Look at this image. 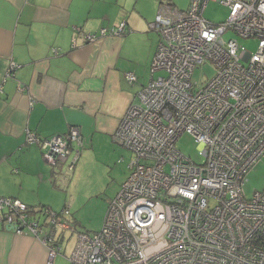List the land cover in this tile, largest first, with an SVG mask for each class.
I'll return each instance as SVG.
<instances>
[{
  "label": "built area",
  "instance_id": "1",
  "mask_svg": "<svg viewBox=\"0 0 264 264\" xmlns=\"http://www.w3.org/2000/svg\"><path fill=\"white\" fill-rule=\"evenodd\" d=\"M210 1L229 9L225 21L204 17ZM150 26L160 36L151 79L114 134L134 152L129 175L102 228L78 234L70 264H264V190L249 199L244 189L264 156V0H190L183 11L163 4ZM125 29L122 21L84 36L92 42ZM243 38L258 40L255 52ZM206 62L216 74L200 86L193 73ZM19 67L10 62L3 83ZM126 78L136 81L131 72ZM186 133L200 145L202 164L177 147ZM26 141L49 163L70 158L69 170L80 155L77 128L46 138L28 131ZM69 215V207L57 212L0 197V225L38 237L48 264L62 251L56 231L73 229Z\"/></svg>",
  "mask_w": 264,
  "mask_h": 264
},
{
  "label": "crops",
  "instance_id": "2",
  "mask_svg": "<svg viewBox=\"0 0 264 264\" xmlns=\"http://www.w3.org/2000/svg\"><path fill=\"white\" fill-rule=\"evenodd\" d=\"M189 3L0 0V87L4 84L0 90V197L17 198L32 208L53 209V198L43 196L41 188L54 186L62 162H66L62 165L71 180L77 178V161L84 149V157L108 150L125 154L114 134L138 92L151 79L160 36L150 24L163 4L183 11ZM122 21L126 22L124 35H107L92 42L85 39L84 34L111 29ZM10 62L20 67L3 83ZM129 72L135 74L136 81L129 82ZM19 85L26 90L19 91ZM72 128L81 135L80 155L73 170L68 167L70 158L49 163L37 145L26 141L28 131L46 138L66 135ZM71 201L76 206V200ZM68 220L74 230L56 234L62 245L60 254L70 264L75 245L65 255L63 231L77 230L76 215L71 211ZM48 261V248L38 237L16 234L0 225V264Z\"/></svg>",
  "mask_w": 264,
  "mask_h": 264
},
{
  "label": "rangeland",
  "instance_id": "3",
  "mask_svg": "<svg viewBox=\"0 0 264 264\" xmlns=\"http://www.w3.org/2000/svg\"><path fill=\"white\" fill-rule=\"evenodd\" d=\"M204 17L212 23L225 21L229 15V9L222 4L210 1L204 9ZM233 32L225 33V39L233 37ZM244 49L249 52H255L258 40L256 38L241 40ZM160 71L157 75H165ZM216 74L215 67L206 62L196 67L193 73V81L200 86L207 84ZM120 148L125 150V154H118L112 150L84 154L77 161V178L69 179L70 173L66 171V162H62L61 172L56 178L54 186L47 184L42 186L41 194L46 198H53V210L59 211L64 206H70V211L76 215L77 230L74 233L63 231L66 234V250L77 243L78 234L94 233L99 231L104 224L105 215L108 209V202L115 197L120 188V184L129 175L128 165L134 158V152L125 146L115 142ZM177 147L195 163L202 164L204 156L201 153L200 145L190 134H183L177 141ZM247 198H252L256 192L264 190V156L253 166L246 176L244 185ZM71 199L76 200V206L72 204ZM65 248V247H64ZM62 252V251H61ZM60 252V253H61ZM58 254L53 264H67L64 254ZM64 253V252H63Z\"/></svg>",
  "mask_w": 264,
  "mask_h": 264
},
{
  "label": "trees",
  "instance_id": "4",
  "mask_svg": "<svg viewBox=\"0 0 264 264\" xmlns=\"http://www.w3.org/2000/svg\"><path fill=\"white\" fill-rule=\"evenodd\" d=\"M42 207H44V206H42ZM45 207H47V206H45ZM32 208V207H31Z\"/></svg>",
  "mask_w": 264,
  "mask_h": 264
}]
</instances>
